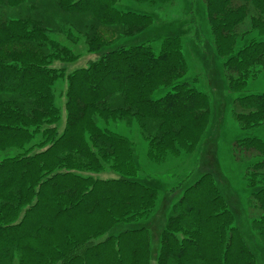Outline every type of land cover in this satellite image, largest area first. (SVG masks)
<instances>
[{
    "label": "trees",
    "instance_id": "trees-1",
    "mask_svg": "<svg viewBox=\"0 0 264 264\" xmlns=\"http://www.w3.org/2000/svg\"><path fill=\"white\" fill-rule=\"evenodd\" d=\"M120 1L0 0V264H151L147 228L110 232L149 216L158 192L136 179L133 142L107 123L135 124L147 161L161 163L197 148L210 103L174 83L187 69L179 35L163 37L157 52L150 43L117 47L70 73L54 64L79 58L59 37L83 38L96 53L151 26L152 16ZM202 1L226 88L243 92L264 70V39L243 41L264 36V0ZM59 78L67 82L61 130ZM229 113L239 129L264 125V93L235 96ZM231 154L245 164L246 216L264 246V140L237 138ZM106 168L119 176H96ZM156 264H256L210 173L171 205Z\"/></svg>",
    "mask_w": 264,
    "mask_h": 264
},
{
    "label": "rangeland",
    "instance_id": "rangeland-1",
    "mask_svg": "<svg viewBox=\"0 0 264 264\" xmlns=\"http://www.w3.org/2000/svg\"><path fill=\"white\" fill-rule=\"evenodd\" d=\"M118 7L152 16L153 23L144 31L133 36L120 38L108 47L96 53L86 51L84 39L76 44L59 39L79 55L74 62L54 64L63 67L66 73L86 66L89 61L99 58L104 52L120 46H133L150 43L154 50H159L160 41L169 35H179L182 52L187 63L186 73L174 83L185 82L207 94L210 114L206 130L197 148L190 154L174 157L170 155L164 162L150 163L146 159V142L140 136L135 124L109 122L107 127L130 138L134 145L135 164L138 167L136 179L158 192L154 209L149 216L131 222H121L110 231L113 234L126 229L145 227L150 232L151 264H156V255L160 233L171 205L181 196L183 190L202 173L208 172L215 179L216 185L232 211L234 224L237 226L247 245L255 254L256 264L264 263V246L259 242L250 228L246 216V201L250 190L242 178L244 163L235 162L231 154L233 140L245 136H255L264 140V125L239 129L230 117L229 109L237 95L264 93V70L257 78L248 82L245 90L231 93L226 88L222 72V61L214 49L212 35L205 16L202 0H172L169 4H150L121 0ZM251 38L264 39L257 32L250 33L243 41ZM67 82L59 78L53 85L56 106L61 118L58 128L61 130L65 120V91ZM171 86L160 87L153 97L157 98L170 91ZM13 151H8L6 155ZM100 178L118 177L119 174L106 168L96 175Z\"/></svg>",
    "mask_w": 264,
    "mask_h": 264
}]
</instances>
